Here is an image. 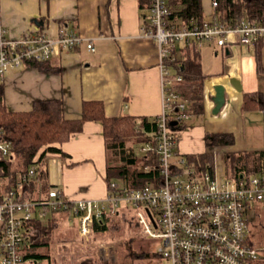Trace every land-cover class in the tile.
<instances>
[{"label": "built area", "instance_id": "obj_1", "mask_svg": "<svg viewBox=\"0 0 264 264\" xmlns=\"http://www.w3.org/2000/svg\"><path fill=\"white\" fill-rule=\"evenodd\" d=\"M168 2L150 0L142 27L159 49L164 100L162 112L156 117L154 140L143 141L140 147L141 155L150 154L151 160L141 164L139 170H157L158 174L139 188L120 187L112 181L101 199H69L59 186L46 182L32 188L39 183L36 164L19 175L15 184L0 173V264H51L26 255V247L34 233L33 225L41 222L48 229L56 212L67 211L72 220H77L80 235L88 236L95 222L118 215L126 207L133 209L145 233L162 241L157 252L168 264L262 263L264 255L260 251L264 246L253 245L249 223L255 215V204L264 203V172L248 178H221L214 168L197 166L178 152L183 130L180 124L189 117L188 102L171 87L182 76L173 77L167 61H175L174 51L193 41L253 45L264 38V15L260 20L246 17L238 22L217 18L198 21L194 16L181 21L172 18ZM213 3L217 5L218 1ZM83 40L72 28L55 36L44 29L9 36L0 0L1 80L27 61L51 59ZM87 48L95 51L90 41ZM12 147L10 140L0 139V160L12 154Z\"/></svg>", "mask_w": 264, "mask_h": 264}, {"label": "crops", "instance_id": "obj_2", "mask_svg": "<svg viewBox=\"0 0 264 264\" xmlns=\"http://www.w3.org/2000/svg\"><path fill=\"white\" fill-rule=\"evenodd\" d=\"M214 1H199L203 20L227 18L221 1L217 0V5ZM148 4V0H2V17L9 36L17 37L35 29H44L55 36L63 29L72 28L84 38L74 48L52 56L50 61L55 69L51 72L26 64L7 72L2 79L5 100L13 101L16 96L25 107L18 109L6 103L7 108L26 111L35 99L58 98L62 115L74 119L82 115L85 100H100L108 116L156 118L163 109L164 92L157 43L142 30ZM89 41L95 51L87 48ZM204 42L211 48L225 50L230 55V64H236L233 50L243 44L202 41L199 46ZM252 47L255 44L248 45L249 49ZM236 65L226 71L204 70L208 74L204 118L183 128L177 146L178 152L186 157L212 153L215 172V158L221 153V169L226 172L221 178L231 177L232 155L264 150V107L245 108L243 98L245 93L259 92L263 99L264 87L245 86V70H236ZM257 73L261 82L264 81V70ZM232 78L240 81L242 90L230 82ZM218 84L226 88V101L216 112L213 98ZM103 129L101 121L88 120L81 131L61 144L68 154L66 157L47 152L45 182L59 186L69 199L105 197L108 181ZM208 133L231 134L233 141L208 146ZM259 210L264 211V203L255 204L254 220Z\"/></svg>", "mask_w": 264, "mask_h": 264}, {"label": "trees", "instance_id": "obj_3", "mask_svg": "<svg viewBox=\"0 0 264 264\" xmlns=\"http://www.w3.org/2000/svg\"><path fill=\"white\" fill-rule=\"evenodd\" d=\"M171 1V0H170ZM200 0H172L168 2L173 11L172 18L175 20H186L194 16L198 21L202 19ZM221 8L226 11L224 21L238 22L243 18L260 20L264 15V0H220ZM150 0H148V3ZM149 5V4H148ZM145 5L142 3V7ZM257 58V69L264 70L262 64V47L264 38L255 43ZM175 61H167L171 67L173 77L182 76V80L173 81L172 88L188 102L187 113L192 119H186L180 127L186 128L198 118L205 115V80L208 74L205 73L201 62L199 44L195 41L185 44L174 51ZM26 65L44 72H51L55 69L50 59L41 61H27ZM5 85L0 79V135L1 140H10L13 143V152L8 157L0 160V173L8 176L10 184H15L19 175L26 172L28 167L36 164L39 183L32 185L38 188L45 183L44 158L47 152L57 153L63 157L68 154L63 150L61 144L68 140L73 133L83 129L88 120H99L103 123L105 147L107 155V181L108 186L115 177H120V187L139 188L147 185L159 171H141L135 168L136 164H148L152 155L145 154L138 156L135 152V144L154 140L156 129V118L147 116L135 117L132 115L108 116L104 110V104L100 100H85L82 107V115L79 118H66L62 115V105L58 98L35 99L30 110L14 111L6 106ZM245 108H262L264 102L259 92L245 93ZM231 134L208 133L207 145L213 146L222 143H231ZM47 143V149L43 150ZM155 156V155H153ZM190 161L201 163L213 169L212 153H204L199 156L188 155ZM157 158V157H156ZM156 162V161H155ZM233 163L231 177H250L252 174L264 172V150L258 152H244L231 156ZM1 168L3 170H1ZM10 187V186H8ZM126 210L132 208L126 207ZM120 214L127 215L121 210ZM119 214V215H120ZM257 217L262 219L260 227L264 230V211H258ZM112 217H105L102 221L93 224V231H104L108 228V220ZM56 220L54 214V222ZM127 222L133 221L127 218ZM137 224V223H135ZM139 224V223H138ZM31 239L27 244L26 255L44 259V254L37 252L36 247L46 245L48 237L47 226L41 222L33 225ZM139 256H149V252L138 253ZM86 264V263H82ZM264 264V256L262 263Z\"/></svg>", "mask_w": 264, "mask_h": 264}, {"label": "rangeland", "instance_id": "obj_4", "mask_svg": "<svg viewBox=\"0 0 264 264\" xmlns=\"http://www.w3.org/2000/svg\"><path fill=\"white\" fill-rule=\"evenodd\" d=\"M199 47L203 70L219 71L225 69L226 71L229 67L237 64L236 70H245V86L251 88L255 86L258 89L264 87V81L261 82L257 73L255 48L249 49L248 44H239L233 50L236 64H230L228 62L230 55H227L221 47L211 48L207 42L201 43ZM262 60L264 64V46L262 47ZM6 103L18 107V109L25 108L16 96H14L13 101L7 99ZM141 144L142 142H138L134 147L138 156L141 155ZM46 147H48L47 143L44 144L43 150ZM220 154H217L215 158L216 172L219 177L226 174L221 169ZM140 165L136 164L135 168L139 169ZM199 165L202 167L201 163H198L197 166ZM115 180L119 183L122 182L120 177H115ZM126 209L123 208L122 210L127 215H114L108 220L106 230H92L88 236L80 235L77 220H72L67 211L56 212V220L48 228L47 244L37 246L36 251L45 255L43 259L45 263L50 262L51 264H168L166 259L157 252L162 241L145 233L143 227L138 224L133 209ZM127 218H130L133 223H128ZM253 220L249 223L250 238L254 246L263 247L264 230L260 227L262 219L261 222L259 217ZM141 252H149L150 255L139 256L138 253ZM260 253L264 255V250H261Z\"/></svg>", "mask_w": 264, "mask_h": 264}, {"label": "water", "instance_id": "obj_5", "mask_svg": "<svg viewBox=\"0 0 264 264\" xmlns=\"http://www.w3.org/2000/svg\"><path fill=\"white\" fill-rule=\"evenodd\" d=\"M230 82L239 90H242V85L240 81L236 78H232ZM216 93L214 96V100L216 103L215 111H220L221 107L225 104L226 101V88L223 84H218L216 87Z\"/></svg>", "mask_w": 264, "mask_h": 264}]
</instances>
